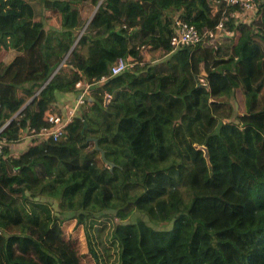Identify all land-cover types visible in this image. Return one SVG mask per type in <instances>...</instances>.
Instances as JSON below:
<instances>
[{"label": "trees", "instance_id": "trees-1", "mask_svg": "<svg viewBox=\"0 0 264 264\" xmlns=\"http://www.w3.org/2000/svg\"><path fill=\"white\" fill-rule=\"evenodd\" d=\"M18 1L22 20L0 14L14 49L0 52V264H62L44 244L55 208L82 227L94 264H264V6L229 18L222 42L173 51L174 15L203 33L225 9ZM156 51L168 56L150 64ZM120 59L131 67L111 76ZM86 86L60 140L11 155L22 130L61 112L57 93Z\"/></svg>", "mask_w": 264, "mask_h": 264}, {"label": "built area", "instance_id": "built-area-1", "mask_svg": "<svg viewBox=\"0 0 264 264\" xmlns=\"http://www.w3.org/2000/svg\"><path fill=\"white\" fill-rule=\"evenodd\" d=\"M0 4V14L7 15L11 23L18 22L24 18L25 7L18 0H0ZM209 5L212 13H215L220 7L225 9L216 29L200 33L194 25L177 16L172 23L173 34L170 38V45L173 51L181 46L195 47L206 38L224 41L228 36L225 31V24L229 21V18H233L240 23H249L255 20L258 16V11L264 6V0H209ZM13 50L11 37L9 35L3 36L0 32V52H11ZM129 67L131 65L120 59L111 67L110 75L116 76L125 72ZM75 87L79 89L82 87V84L77 83ZM88 90L89 86H86L76 106L68 112H51L48 115L47 126L40 128V130L28 127L22 130L18 134L19 141L29 140L30 143H33L34 141L45 142L48 139H52L53 141L60 140L65 127L72 120L77 108L85 103L84 95ZM7 146L6 140L0 138V155L4 154V149ZM11 155L13 154L11 153ZM13 156L17 157L16 155Z\"/></svg>", "mask_w": 264, "mask_h": 264}, {"label": "rangeland", "instance_id": "rangeland-1", "mask_svg": "<svg viewBox=\"0 0 264 264\" xmlns=\"http://www.w3.org/2000/svg\"><path fill=\"white\" fill-rule=\"evenodd\" d=\"M176 17V15L173 16V18ZM218 40L219 42L223 41L221 39ZM167 56L168 54L162 51H156L149 55L148 60L150 64H156L165 60ZM242 102L240 97L235 99V113L232 122H236ZM13 146L11 151L13 155L19 156L23 153L22 150H15ZM95 158L98 160L99 157L97 154H95ZM54 214L58 217L57 223L53 226V232L56 235H53L45 241L46 248L52 254L56 255L62 264H94L88 253L86 238L82 227L76 226L75 221L69 220L66 215L58 213L56 208L54 209ZM139 216V214H136L129 221L134 222ZM169 227L168 225L165 228Z\"/></svg>", "mask_w": 264, "mask_h": 264}, {"label": "crops", "instance_id": "crops-1", "mask_svg": "<svg viewBox=\"0 0 264 264\" xmlns=\"http://www.w3.org/2000/svg\"><path fill=\"white\" fill-rule=\"evenodd\" d=\"M39 25V24H36ZM81 98V93L75 90L74 92L70 93H57L56 94V106L61 112H68L69 110L73 109L78 100ZM29 140H25L20 142L18 145L13 146L15 150H22L24 153L27 149L31 146Z\"/></svg>", "mask_w": 264, "mask_h": 264}, {"label": "water", "instance_id": "water-1", "mask_svg": "<svg viewBox=\"0 0 264 264\" xmlns=\"http://www.w3.org/2000/svg\"><path fill=\"white\" fill-rule=\"evenodd\" d=\"M95 142V148L98 150V146H97V143L96 141L94 140ZM102 158H103V153L101 154ZM204 157L206 158V160H208V155H207V152L205 151V154H204Z\"/></svg>", "mask_w": 264, "mask_h": 264}]
</instances>
